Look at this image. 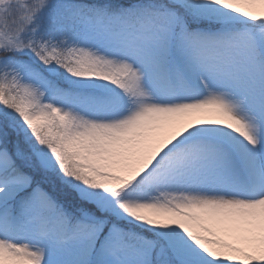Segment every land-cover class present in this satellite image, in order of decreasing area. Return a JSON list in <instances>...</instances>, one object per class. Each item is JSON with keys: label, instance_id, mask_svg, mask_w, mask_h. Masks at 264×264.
Returning a JSON list of instances; mask_svg holds the SVG:
<instances>
[{"label": "snow or ice", "instance_id": "snow-or-ice-1", "mask_svg": "<svg viewBox=\"0 0 264 264\" xmlns=\"http://www.w3.org/2000/svg\"><path fill=\"white\" fill-rule=\"evenodd\" d=\"M0 264H264V0H0Z\"/></svg>", "mask_w": 264, "mask_h": 264}]
</instances>
